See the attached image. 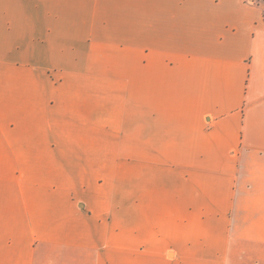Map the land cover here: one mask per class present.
Here are the masks:
<instances>
[{"label":"crops","instance_id":"1","mask_svg":"<svg viewBox=\"0 0 264 264\" xmlns=\"http://www.w3.org/2000/svg\"><path fill=\"white\" fill-rule=\"evenodd\" d=\"M0 264H264V0H0Z\"/></svg>","mask_w":264,"mask_h":264},{"label":"rangeland","instance_id":"2","mask_svg":"<svg viewBox=\"0 0 264 264\" xmlns=\"http://www.w3.org/2000/svg\"><path fill=\"white\" fill-rule=\"evenodd\" d=\"M94 135V133H92ZM95 138V135L92 139ZM115 144V146H114ZM92 148H83L85 156L98 159L97 169L102 175H107L111 169L130 174L135 179L139 175L137 133L99 132V141ZM90 166V165H88ZM94 166V165H93ZM120 174V175H121ZM100 184L103 179H100Z\"/></svg>","mask_w":264,"mask_h":264}]
</instances>
